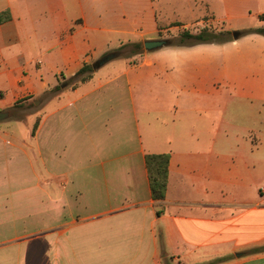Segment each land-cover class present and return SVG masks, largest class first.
<instances>
[{
  "label": "crops",
  "instance_id": "obj_1",
  "mask_svg": "<svg viewBox=\"0 0 264 264\" xmlns=\"http://www.w3.org/2000/svg\"><path fill=\"white\" fill-rule=\"evenodd\" d=\"M0 14V109L39 103L44 177L38 226L0 241V264H264V34L245 32L264 27V0H0ZM203 19L237 36L139 50L71 80ZM8 129L5 158L27 157ZM153 153L169 154L161 201Z\"/></svg>",
  "mask_w": 264,
  "mask_h": 264
},
{
  "label": "rangeland",
  "instance_id": "obj_2",
  "mask_svg": "<svg viewBox=\"0 0 264 264\" xmlns=\"http://www.w3.org/2000/svg\"><path fill=\"white\" fill-rule=\"evenodd\" d=\"M169 3L177 0H168ZM175 10V3L170 4ZM182 21L184 15L178 13L176 10L171 14ZM174 24H180L179 22ZM180 28V29H179ZM200 28H206L209 31L221 32L224 30H214L213 24L207 23L203 19V23L186 25L184 28L173 27L165 36L160 38H167L174 41L183 30L196 32ZM231 33L230 31H228ZM141 45H143L141 43ZM134 50L132 45L126 46L124 49H119L121 52L119 56L111 59L109 62L101 66L100 71H107L112 64L123 60V57L131 56ZM140 50H144V47ZM24 99V100H23ZM18 106H10L5 108L10 110L11 115L9 118L0 121V125H9L8 132L13 134L17 140H23L30 143L29 152L27 157L21 154H12V159H6L0 149V190H9L8 193L0 192V216L10 218L12 222L3 227L0 225V241H9L15 239L18 235H25L30 233L38 226V200L39 186H43V174L38 176L40 168L39 156L36 151V134L38 127L39 117V103L29 97L21 98ZM14 104V103H13ZM0 109V110H5ZM34 124H36L34 126ZM29 135V140H28ZM41 170V169H40ZM42 177V179H41ZM52 187V186H51ZM52 190V189H51ZM52 192V191H51ZM20 215V219L17 216ZM46 219H49L48 215ZM38 233H36L37 235Z\"/></svg>",
  "mask_w": 264,
  "mask_h": 264
},
{
  "label": "trees",
  "instance_id": "obj_3",
  "mask_svg": "<svg viewBox=\"0 0 264 264\" xmlns=\"http://www.w3.org/2000/svg\"><path fill=\"white\" fill-rule=\"evenodd\" d=\"M8 17V16H5ZM2 19V14H0V20ZM256 31L264 34V27L251 28L247 29V31ZM226 38H230V33L228 31L221 32H211L206 28H200L196 32H191L188 30H183L180 32L179 36L172 41L173 44L176 45H190L194 43L201 42H222L226 40ZM123 45L120 48H123ZM132 46L134 50L131 54L139 52L142 48L141 43H133ZM119 48V49H120ZM92 64H84L81 68L73 75L71 80L73 81H83L86 78L91 76L93 72ZM69 80V81H71ZM56 90L59 89V86L55 87ZM54 90V89H53ZM52 90V91H53ZM24 100V99H23ZM19 102H15L12 106H18ZM20 106V104H19ZM36 124H34L35 126ZM168 163H169V154L168 153H153L145 155V165L147 169L148 179H149V187L152 199L155 201H161L164 199L165 191L167 188V178H168ZM260 248L259 250H261ZM225 260V259H222ZM164 264H171L169 262H165Z\"/></svg>",
  "mask_w": 264,
  "mask_h": 264
},
{
  "label": "water",
  "instance_id": "obj_4",
  "mask_svg": "<svg viewBox=\"0 0 264 264\" xmlns=\"http://www.w3.org/2000/svg\"><path fill=\"white\" fill-rule=\"evenodd\" d=\"M232 36L236 37L237 32L233 31ZM171 43H172V40L167 39V38L147 39L143 42V47L145 50L150 51V50H154V49H158V48H162L164 46L170 45ZM120 53L121 52L119 50H114V51H109L101 55L98 59H96L92 63L93 69L99 68L100 66L108 62L109 60L120 55ZM10 115H11L10 110H0V121L9 118Z\"/></svg>",
  "mask_w": 264,
  "mask_h": 264
}]
</instances>
